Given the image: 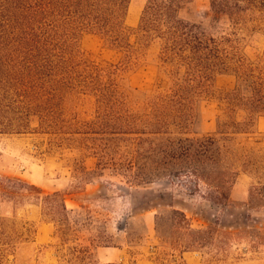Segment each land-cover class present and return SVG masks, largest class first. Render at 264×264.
<instances>
[{
  "label": "rangeland",
  "instance_id": "rangeland-1",
  "mask_svg": "<svg viewBox=\"0 0 264 264\" xmlns=\"http://www.w3.org/2000/svg\"><path fill=\"white\" fill-rule=\"evenodd\" d=\"M148 1L129 2L125 25L134 31L131 59L97 35L75 37L78 51L91 64L119 69L114 79L131 114L171 94L175 86L172 69L159 60L161 44L141 40L138 34ZM180 16L209 38L237 41L240 52L252 61L264 56V31L255 30L252 23L233 27L226 17L213 13L211 0H193ZM235 85L234 77L215 74L208 83L209 96L196 100L194 119L186 129L173 130L174 136L217 134L224 122L218 98ZM57 96L70 134L0 135V183L6 192L24 197L0 195V264H264V198L260 195L251 203V191L259 183L255 175L240 172L224 206L205 187L196 192L186 181L168 176L136 187L105 165L111 158L127 157L131 143L101 135L97 128L96 134H89L86 127L110 123L113 116L91 94L58 89ZM32 129H37L36 123ZM235 138L240 151L264 153V117H258L250 135ZM105 154L109 157L103 160ZM54 194L61 195L69 212L65 235L41 207L43 199ZM178 214L186 217L192 231L218 230L217 247L182 254L176 241L180 238L184 245L192 240L178 225ZM82 248L92 259L80 254Z\"/></svg>",
  "mask_w": 264,
  "mask_h": 264
},
{
  "label": "trees",
  "instance_id": "trees-1",
  "mask_svg": "<svg viewBox=\"0 0 264 264\" xmlns=\"http://www.w3.org/2000/svg\"><path fill=\"white\" fill-rule=\"evenodd\" d=\"M192 1H148L138 34L141 40L161 44L159 60L172 69L175 86L171 94L160 95L141 113L131 114L114 79L119 69L91 64L75 43L78 34H94L131 59L134 31L125 25L130 0H0V135L70 134L57 103L58 89L84 92L95 96L114 118L86 126L89 134L98 129L101 135L131 143L127 157L111 158L105 165L132 185L145 186L168 176L186 181L196 192L205 187L224 206L238 174L244 172L259 180L251 191L252 205L260 195L264 198V153L240 151L235 138L250 135L258 117H264V56L252 61L240 52L237 41L209 38L200 27L186 22L180 14ZM211 10L235 28L252 23L255 30L264 31V0H211ZM215 74L236 80L235 88L218 98L224 106V122L217 134L175 137L173 130L186 129L194 119L196 100L209 96L208 83ZM35 123L37 129H32ZM0 195L24 199L6 192L1 183ZM41 207L65 235L69 212L61 195L44 198ZM178 215V225L192 240L184 245L180 238L176 241L182 254L217 247L218 230L192 231L186 217ZM81 250L92 259L90 251Z\"/></svg>",
  "mask_w": 264,
  "mask_h": 264
},
{
  "label": "crops",
  "instance_id": "crops-1",
  "mask_svg": "<svg viewBox=\"0 0 264 264\" xmlns=\"http://www.w3.org/2000/svg\"><path fill=\"white\" fill-rule=\"evenodd\" d=\"M108 264H113V263H108Z\"/></svg>",
  "mask_w": 264,
  "mask_h": 264
}]
</instances>
